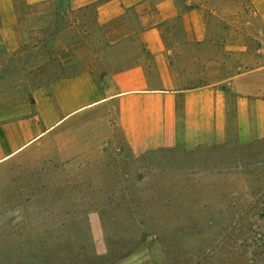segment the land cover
<instances>
[{
	"label": "rangeland",
	"instance_id": "374dc122",
	"mask_svg": "<svg viewBox=\"0 0 264 264\" xmlns=\"http://www.w3.org/2000/svg\"><path fill=\"white\" fill-rule=\"evenodd\" d=\"M14 2L20 49L0 56V106L84 72L106 88L142 55L133 11L99 25L96 4ZM189 2L209 36L188 46L173 25L181 88L264 67V0ZM72 116L0 165V264H264V137L135 156L114 106Z\"/></svg>",
	"mask_w": 264,
	"mask_h": 264
},
{
	"label": "crops",
	"instance_id": "0c3cea01",
	"mask_svg": "<svg viewBox=\"0 0 264 264\" xmlns=\"http://www.w3.org/2000/svg\"><path fill=\"white\" fill-rule=\"evenodd\" d=\"M26 0L61 8L97 5L96 21L105 25L126 12L137 15L136 39L142 55L112 73L101 87L88 73L54 79L34 87L30 96L0 106V165L9 161L63 122L103 104L116 108V125L130 152L139 156L180 142L186 148L264 137V67L235 74L219 83L183 89L170 65L167 38L173 25L184 44H205L208 18L189 0ZM264 21V14L261 15ZM41 45L32 48L38 50ZM20 49L14 0H0V56ZM236 51H240L237 49ZM262 80H261V79Z\"/></svg>",
	"mask_w": 264,
	"mask_h": 264
}]
</instances>
